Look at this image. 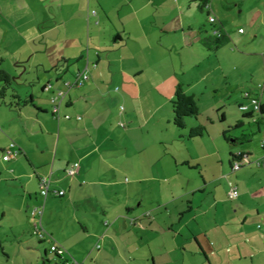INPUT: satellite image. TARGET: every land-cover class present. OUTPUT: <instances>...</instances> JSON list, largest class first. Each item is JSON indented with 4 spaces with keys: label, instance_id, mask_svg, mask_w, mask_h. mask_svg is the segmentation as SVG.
Returning <instances> with one entry per match:
<instances>
[{
    "label": "crops",
    "instance_id": "obj_1",
    "mask_svg": "<svg viewBox=\"0 0 264 264\" xmlns=\"http://www.w3.org/2000/svg\"><path fill=\"white\" fill-rule=\"evenodd\" d=\"M201 1L0 0V70L11 78L0 100V264H53L51 244L82 264H264V147L248 146L264 140V115L223 113L226 129L189 138L199 115L179 130L169 113L177 85L199 112L208 88L237 108L264 102V84L246 83L252 59L264 73V0ZM213 31L229 43L209 52L200 42ZM242 134L250 142L227 140ZM11 143L20 154L4 162ZM237 153L249 163L233 171ZM41 177L65 195L41 198Z\"/></svg>",
    "mask_w": 264,
    "mask_h": 264
},
{
    "label": "built area",
    "instance_id": "obj_2",
    "mask_svg": "<svg viewBox=\"0 0 264 264\" xmlns=\"http://www.w3.org/2000/svg\"><path fill=\"white\" fill-rule=\"evenodd\" d=\"M205 7L207 8L208 5L206 4ZM92 13L94 14V12H92ZM214 22H215L214 18H209L210 24H213ZM239 32L241 33L242 30H239ZM212 35L219 36V33L217 31H213ZM88 79H89L88 75L86 73H82L75 80L65 83L64 87L66 88L67 91H69L70 89H73V88H80L83 86V84ZM49 89H50V87L48 86L46 90H49ZM65 93L66 92L58 91V92L54 93L50 98L51 115L57 120L60 118L59 114H60L61 104H62V100L65 96ZM246 101L247 102L240 104L238 109L244 115H251V117L253 118L254 116H256L258 114V112L260 110L261 102L257 97H246ZM120 111H122V108H120ZM63 119L64 120H70V117L66 115L63 117ZM76 120L79 121L80 117H76ZM252 120L255 121L254 119H252ZM261 145H264V140H263ZM19 154H20L19 148L14 143H11L8 146L7 150L4 151V153L2 155V159L4 162H8V161L18 157ZM248 163H249V161H248V158L246 155H244L242 153H237V154H235V158L231 164L232 170L236 171ZM78 168H79V164L74 163L65 169V174L68 177H74ZM39 186H40L39 195L43 199H46L49 196L63 197L65 195L64 191H58V190H54V189L50 188L51 187V181L48 177L39 178ZM237 196H238V192L235 188H232L228 193L229 199H236ZM42 215H43V208L42 207H36V208L31 209V211H30V216L35 220L33 235H35L38 238L43 237V230L41 227ZM49 254L53 258V261H54L53 264H82L81 262H78L75 259L69 257L67 252L63 248H61L55 244L50 245Z\"/></svg>",
    "mask_w": 264,
    "mask_h": 264
},
{
    "label": "trees",
    "instance_id": "obj_3",
    "mask_svg": "<svg viewBox=\"0 0 264 264\" xmlns=\"http://www.w3.org/2000/svg\"><path fill=\"white\" fill-rule=\"evenodd\" d=\"M203 8L206 6L205 0H202ZM201 1V2H202ZM219 36H206L200 43L209 52H216L220 48L226 46L229 43L228 37L218 32ZM11 88V78L4 71L0 70V100L5 98L6 93ZM12 101L20 102L18 97L11 96ZM22 104H27L23 101ZM171 110H172V124L175 128L183 130L186 128L187 119H194L199 115V110L197 106V100L194 96L187 95L181 85H177L174 91L173 99L171 100ZM264 115V102L260 105V110L256 116ZM252 118L251 115H244L242 119ZM223 121V120H221ZM239 123H236L234 127L237 129ZM206 133V129L203 126L197 125L191 128L188 133L189 138H198ZM251 135H240L239 138H228L227 140H232L235 144L241 145L250 142ZM264 145H262V148ZM235 158V155H231V164Z\"/></svg>",
    "mask_w": 264,
    "mask_h": 264
},
{
    "label": "rangeland",
    "instance_id": "obj_4",
    "mask_svg": "<svg viewBox=\"0 0 264 264\" xmlns=\"http://www.w3.org/2000/svg\"><path fill=\"white\" fill-rule=\"evenodd\" d=\"M255 62L258 64H256ZM261 63H262L261 60L252 59V65H253L252 72H253L254 80H250L249 77L248 79H246V83L248 85L251 84V86H253L251 88H256L257 84H260V85L264 84V73L262 70V66L260 67ZM248 85H246L245 88L249 87ZM217 89H218L217 93H214V90L212 89L210 90L209 88L207 91L204 92L203 98L200 99L199 106L201 108V111L199 112V117L197 118V120L201 122L203 126H205L206 131H210L211 134H214V135L216 133H219L224 128L225 129L227 128L226 127L227 125L223 123V121L220 120L221 114L225 113L227 120H228L227 122H230V123L234 121L236 117L240 116V112L237 108V105L234 99H228L229 94L226 90L223 91L219 87ZM215 104H217L216 106H219L221 108L219 112L217 111V109H214ZM169 113H171V119H172L171 106H169ZM120 126L123 127V124L120 123ZM245 126L246 128L248 127L246 125V122H245ZM239 131L240 130H237L238 133ZM233 138L235 137H231L230 139H233ZM204 139H207V138H203V143H205L204 141H206ZM199 141H201V138L199 139ZM262 142H263L262 136L258 135L254 138V143L248 146H253V147L260 146Z\"/></svg>",
    "mask_w": 264,
    "mask_h": 264
}]
</instances>
